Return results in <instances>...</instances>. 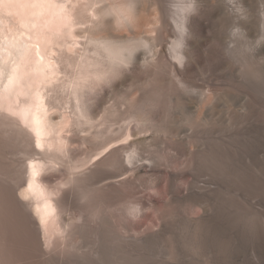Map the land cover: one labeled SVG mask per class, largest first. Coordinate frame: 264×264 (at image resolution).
Listing matches in <instances>:
<instances>
[{"label":"bare ground","instance_id":"6f19581e","mask_svg":"<svg viewBox=\"0 0 264 264\" xmlns=\"http://www.w3.org/2000/svg\"><path fill=\"white\" fill-rule=\"evenodd\" d=\"M66 2L70 5L65 18L72 21L71 27L81 26L69 35L84 39L74 41L82 46L77 77L65 78V64L71 63L68 57L48 58L37 50V86L19 107L35 145L25 131L0 120V264H140L156 245L162 255L174 254V264H180L184 245L192 248L197 259L208 254L217 234L215 225L227 249L233 239L247 238L262 261L264 159L258 157L262 151L249 164L238 159L236 135L229 137L209 125L216 102L233 94L202 93L189 78L205 59L202 47L208 39L203 36L213 19L216 30L209 39L224 44L230 56V61L223 57L221 63H238L239 78H253L262 68L264 46L250 40V27L233 22L237 11L239 17L247 14L251 1H232L236 9L230 10L223 0H184V6L175 9L171 0ZM143 8H153L149 23L152 42L164 41L168 19L182 31L173 48L179 64L172 67L161 60L164 46L155 50L149 61L139 51L147 44L145 39L123 41L109 32L141 25L139 12ZM225 29L230 39L224 42L226 37L220 32ZM0 49H5L6 55L9 52L2 44ZM21 56L16 47L10 57L11 68L21 62ZM7 59H0V95L18 98ZM121 63L130 65L131 74L112 78L121 73ZM61 73L64 77L58 78ZM176 74L183 79H177ZM131 75L144 83L128 107L132 118L128 125L90 131L105 93L94 98L85 94L99 81L108 83L109 89L120 88ZM145 75L154 78L145 81ZM69 85L73 90L63 93L64 102L58 104V89ZM241 98L246 115L251 106L244 95ZM197 100L200 105L192 110ZM66 104L70 136L62 134L58 121L62 115L50 112ZM258 123L255 129L261 134L264 127ZM149 146L166 156H154L155 149L145 155ZM168 149L183 155L184 160L168 154ZM10 155L23 158L14 160ZM74 155L81 158L71 163ZM66 159L69 166L64 164ZM141 193L148 195L149 201L138 196ZM127 205L137 220L117 213ZM146 206L150 212L139 215Z\"/></svg>","mask_w":264,"mask_h":264},{"label":"rangeland","instance_id":"374dc122","mask_svg":"<svg viewBox=\"0 0 264 264\" xmlns=\"http://www.w3.org/2000/svg\"><path fill=\"white\" fill-rule=\"evenodd\" d=\"M171 1L172 9H175L176 6H184V0ZM223 1L230 10L231 7L235 8L234 6L236 5L235 3H232V1L234 2L240 0ZM250 1V10H247V14L243 17H239L240 13L237 11V14L233 18V22L236 24L242 23L244 26L250 27L253 34V37H250V40H252V42L256 40L257 44L264 46V0ZM69 5L70 3L66 2V0H0V46L2 44V46L8 47L9 51L6 55V50L0 49V59L5 56L6 58L8 57L6 65L9 68L12 65V60L10 59L12 56V51L18 47L22 53L20 60L21 62H19L18 65H14L12 68H9V70H12V72L14 71L12 78L15 79L11 86L13 89H15L18 98H13V96L6 94L0 95V120L22 130L23 132L25 131V133L30 136L31 139H33V145H35L34 135L29 127L23 122L19 113V107L22 101L26 100L29 95H32V90L37 86L36 78H38V74L34 67L36 62L35 60L38 56L37 50H41L42 53L48 58L57 56L68 57L69 60H71V63L65 64L66 70L68 71V75L65 78L77 77L75 75L78 73L76 62L80 60L79 53H82V46L80 44H75L74 41L84 42V39L81 37L73 38L69 35V33L75 34L78 28L81 27H71L72 21L68 18H65L64 12L68 11ZM52 6H56L59 9L54 10ZM152 12L153 8H143L139 12V18L141 19L142 24L132 27V30L131 28L120 30L110 29L109 32H111V34L120 35L121 37L119 38L123 41H127L128 38H140L143 41L145 39L147 44L145 46H141L139 51L142 52L144 54V58H148L149 61L152 60V57H154L153 52H155V50L157 51V49L159 50L161 46H164L165 51L161 55V60L173 67V65L179 64L178 59L175 57V51L173 48H175L177 40L180 34H182V31L179 30L173 19H168L166 22L167 33L165 35L164 41L160 38V40L163 42L160 40V42L158 41L157 43L152 42V37L149 32L151 27V24L149 23L153 18ZM208 25L209 27L205 30L203 36V38H207L208 41L202 47V52L205 59L198 67L195 68L194 72L189 76V78H191L192 82L197 83V85L201 87L199 90L202 93L208 92L209 95H213V93L222 94L231 92L233 94V97L220 98L216 102V113L214 112L213 120L209 121V125L213 126L214 128L216 127V131L219 133L229 134V137L236 135L239 141L237 143V152L235 155H238L236 156L238 159L244 158L245 162L247 161L246 163L249 164L252 159H255L258 151H262L258 154V157H262V159H264V129H262L261 134H257V130L255 129V126L258 122V124H261L264 127V58L262 60V68H260L255 73L256 76L254 75L253 78L249 79L241 77L239 78L240 66L238 63L230 62L226 63V65L221 63L223 57L230 61V56L226 53L224 44L219 43L217 39H209L216 30L215 20L213 19L212 21H209ZM220 33L224 34L226 37L222 39L224 42L225 40L230 39V33L228 29L221 31ZM89 54L92 55V52ZM97 58L101 59L99 56ZM50 61L52 62L53 59ZM141 64L143 65V62ZM56 66L58 67V65ZM101 67L102 66H97V68ZM228 68H231V71H229ZM120 69H122L120 74H115L111 77L124 78L126 74H131V71L129 70L130 65L126 63H123ZM227 72L229 73L227 74ZM112 74L114 73L105 74V76L107 77ZM59 77L63 78L64 75L61 73L58 75V78ZM131 77L132 78L127 79V81L120 88L116 89H109L108 83L99 81L98 85L89 91V95L85 94L88 97L94 98L98 97L102 93H105L101 107L93 115L91 124L94 126L90 129V131L107 130V128L114 130L116 128L122 126L126 127L128 125L129 121L132 119L128 117V107L136 99L141 89V85L144 83L142 82V79L137 81V79L133 78L132 75ZM176 77L177 79H183L180 74H178ZM143 78H147L145 79L146 81L154 78V75H145ZM57 83L58 82H56V84ZM73 88L74 86L69 85L67 89H58L59 91L56 94V102L58 104L64 102V94L70 93ZM241 95H244L247 98V103H250L251 106L250 109L247 110L246 119L243 120L242 118H244L246 115H244V108L241 109V104L244 103ZM195 96L197 95L194 93V97L192 98L195 99ZM87 102H92V100L88 99ZM197 102L198 100L194 101L191 105L192 110H195L199 107L200 104H197ZM67 106L68 105L66 104L64 108L61 107L60 110L53 108L50 112L51 114L57 112L58 115H62V117H59L58 119V121H60L63 126L62 134L70 136L71 133H69L68 130L71 125V119L68 117L69 109L66 110L65 108ZM205 119L207 120V118ZM131 125H133V123ZM84 135H86V133ZM240 135L244 136L241 137ZM148 148L150 150H145V155H150V151L155 149V151L153 150L152 152L154 156H159L158 158L166 156L163 152L158 151L155 146H149ZM242 150L244 152H242ZM167 151L168 154L176 156L180 160H184V156L178 154L176 151L171 149H168ZM74 156L71 158V163L81 158L80 155ZM10 158L17 160L22 159L23 156L14 157V155H10ZM248 158L250 161H248ZM66 161L67 162L64 164L69 166L70 161L68 159H66ZM144 161L148 163L147 160ZM138 196L146 201H149L148 195L144 193L138 194ZM127 204L132 205L131 203ZM127 206L123 208L125 213L121 210H118L117 213L120 216L122 215V218L124 219L126 216H130L131 219L137 220V217L131 214L129 208L131 206ZM262 208L263 211H261V214L264 215V206ZM149 212L150 209L146 206L143 207L141 211L138 212V214L144 215ZM217 229L218 226L215 225L214 231H216L217 234H215V238L213 237V244L210 245L211 247L209 246L207 255L197 259L195 253L192 254V252H194L192 248L189 245H184V247L186 246V249L184 248V250L179 253L178 262L180 264H184V261L185 264H248L250 261L249 264H264V259L261 261V258L257 256V253L254 251L252 243L246 240L247 238H243L242 240L233 239L234 241L231 242V247L227 249V244L224 243L218 233L219 230ZM158 250H160V246H154L153 249H151L150 254L146 256L147 259L145 257V262L140 264H174L176 262L177 258L174 254L170 255V253H168V255H162L161 250ZM184 251H187V254ZM150 259L153 260L151 261Z\"/></svg>","mask_w":264,"mask_h":264}]
</instances>
